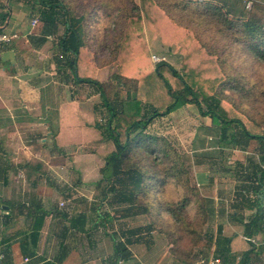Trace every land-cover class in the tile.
Wrapping results in <instances>:
<instances>
[{"label":"rangeland","instance_id":"1","mask_svg":"<svg viewBox=\"0 0 264 264\" xmlns=\"http://www.w3.org/2000/svg\"><path fill=\"white\" fill-rule=\"evenodd\" d=\"M60 1L63 2L69 19L80 17L84 19L83 31L87 48L97 54L102 63L107 62L103 65L107 70L102 71L100 77L104 79L110 75V79L108 78L106 83L113 84H110L111 88L109 89L111 95L115 98L114 94L119 93L120 99H124L128 86L121 88V85L114 79L118 70L115 58L120 52L119 45L125 34L136 33L135 29L138 26L144 30L145 36L143 33L141 35V32L139 35L142 37L138 36L142 38V44L148 38V33L156 32L153 24L144 15L142 22H134L139 14L142 15L139 7L140 0ZM10 2L11 0H3L5 14L11 9ZM153 2V5L150 6L152 17L157 20L163 12L167 16L161 15V18L166 19L167 17L175 27H170L167 19L163 23L164 25L159 26L160 29L163 26L165 28L163 31L161 29L160 33L164 35L162 41L166 45L170 46L172 42L179 45L183 41V45L187 46L186 49L191 50L193 45L196 47V42L194 38L187 37L189 34L196 37L197 40L205 42L207 50L211 46L221 50L224 44L229 41L223 38L222 30L225 26L222 22L219 19L215 20L211 15H209L211 17L203 15L204 11L213 14V5H202L195 3L196 1L193 3L187 0H153ZM14 4L19 9L18 11L37 18L42 24L43 6L40 0H12V12H14ZM251 11L256 12V7H253ZM257 13L260 14L262 11ZM180 28L184 32L179 31ZM64 29V24L60 23L59 37ZM157 37H155L156 40H160ZM175 43L172 44V47H176ZM172 47L170 50L174 51L175 48ZM237 47V45L229 46V49L233 50L229 54H234L230 58V64H235L236 71L242 72L241 74L249 79H244L242 82L245 84H242L243 92H228L229 100H226L225 103L229 107L232 106V103L237 105L236 109L242 114L248 116L254 114L255 118L264 126V95L260 94L261 91H264V62L256 59L248 51L247 46H241L239 50ZM182 49L185 50L184 46ZM151 53L153 52L148 47V53L143 56L142 60L143 72L148 70V64L151 63V66L157 64L152 60ZM167 60L172 61L168 57L165 61L167 62ZM174 65L180 67L176 61H174ZM125 83L131 84L128 81ZM99 102H102L100 97L97 103ZM151 112L152 110L148 113ZM98 116L101 115L98 114ZM237 130H239L238 127ZM147 133L157 137L159 141L153 144V147H156V152L153 154L145 156L141 150L135 154L134 160H137L141 167L140 172L144 173L145 177L144 187L136 193V198L133 196L119 197L116 192L111 190L107 181H101L100 170L105 165L106 158L114 151V146L101 151V158L95 160L96 164H91V158H93L91 154L95 153L94 145L81 146L76 152L81 155L77 168L70 165L64 166L66 162L71 161L68 157L70 155L66 157L57 154L56 151H49L47 159L50 158L55 163L52 167L46 165L43 170H40V172H44V180L49 177L48 183L45 180L42 182V186L54 188L56 204L60 211L68 213L71 211L74 216L82 212L93 217L96 213L109 215L113 219V229L109 227L110 225L104 224L102 219H99L98 223L93 226V230H95V236H99L100 240H103L101 238L105 234L111 246H114L113 235L116 238L125 237V235L121 236V233L141 227L143 228L140 233L143 237L140 242L141 250H145L150 245V248H156L157 259L170 253L172 259L184 264L198 262L202 251H205L206 248L210 251L209 243L217 237L218 224L225 220L219 213L220 209L226 207L230 212H233L232 204L240 201L236 178L240 167L245 162L246 151L255 148L257 143L251 141L244 151L222 142L219 139L221 134L219 127L212 124L209 117L201 116L198 107L193 104L182 107L167 117L156 119L148 127ZM55 137L50 138L47 144L57 146L60 150L62 147ZM133 162L130 161V165L134 166ZM219 188H223L225 192L230 191L227 193L229 197L222 199L218 196ZM251 199H255V196L253 195ZM246 202L245 199L240 203L243 205ZM138 207H140L139 211H130ZM244 217L246 216L244 215ZM66 223L69 225V222ZM90 236V233L82 235L83 243L86 244L82 249L83 252H87L84 256L85 259L89 258ZM133 239H136V236ZM71 240L70 237L69 241L71 242ZM65 243L69 246L68 251H70V243L67 240ZM134 243L131 245H135ZM60 249L61 246L58 254ZM2 256L5 257L4 254L0 255V257Z\"/></svg>","mask_w":264,"mask_h":264},{"label":"crops","instance_id":"2","mask_svg":"<svg viewBox=\"0 0 264 264\" xmlns=\"http://www.w3.org/2000/svg\"><path fill=\"white\" fill-rule=\"evenodd\" d=\"M187 1L222 5L234 15H239L247 2ZM255 2L264 4V0ZM10 5L11 9L6 11V21L0 22V25L6 24L9 33L17 35L11 43L0 47V248L7 251L2 264H113V245L107 241L105 234L101 238L103 240L95 236V230L89 232L88 259L84 257L87 252L82 251L86 245L82 235L74 234L73 230L71 242L70 238L67 240L71 250L63 262L57 261L62 241L60 234L67 223L57 207L54 188L42 186L43 181L48 183L49 177L46 176L44 180V172L40 170L46 165L52 167L55 163L47 159L48 153L56 151L61 156L70 155L71 161L64 166L77 168L81 155L76 152L81 146L94 145L91 164H96L95 160L101 158V151L114 144L102 139L101 131L97 128L102 118L101 103H97L99 94L90 85L76 82L59 65V59L62 58L57 46L60 32L48 36L44 42L39 20L18 11L15 4L12 12V0ZM0 12L5 13V9ZM34 20H38L35 26ZM167 20L168 25L174 27L173 22ZM153 28L156 32L148 33L144 41L153 52L151 55L168 57L172 61L167 62L179 69L183 62L182 46L175 42L166 45L162 41L164 35L160 33L161 29H165L164 26L160 29L158 25H153ZM140 32L145 36L144 30L137 31L138 36H141ZM155 37L160 40L157 41ZM174 43L176 47H172ZM171 47L175 48L174 51L170 50ZM197 55L199 59L203 58L202 54ZM83 59L85 75L103 83L110 79V75L104 79L100 77L101 72L107 70L106 66H98L92 57L85 56ZM174 61L180 67L175 66ZM52 137L62 147L60 150L57 146L47 144ZM257 147L256 144L246 153H253ZM229 192L219 188L217 195L224 199L229 197ZM41 212L47 214L44 227L34 237L32 216ZM233 212L226 207L220 209L219 213L225 219L218 224L221 233L218 229L214 241L208 242L210 251L206 248L200 260L190 264H211V258L217 257L227 264H264V230L247 236L244 223L249 222L252 211H244V222L236 213V216H232ZM69 213L73 215V212ZM139 235L136 236L135 245H129L130 251L125 260H120L118 264H184L172 259L170 253L157 259L156 248H150V245L141 250L142 239H138Z\"/></svg>","mask_w":264,"mask_h":264},{"label":"trees","instance_id":"3","mask_svg":"<svg viewBox=\"0 0 264 264\" xmlns=\"http://www.w3.org/2000/svg\"><path fill=\"white\" fill-rule=\"evenodd\" d=\"M40 2L43 6L41 11L43 41L45 42L48 36L59 31L60 23L64 24V32L57 43L62 54L59 65L70 73L76 82L87 83L93 87L94 92L99 94L102 101L100 104L102 118L97 123V128L101 131L102 139L111 141L115 149L106 158V163L100 170L101 181H107L111 190L119 197L133 196L136 198V193L144 187L145 177L144 173L140 172L141 167L137 160H134L135 154L140 150L145 156L153 154L156 152L153 144L159 141L157 137L147 133L148 127L156 119L167 117L182 107L193 104L198 107L201 116L209 117L212 124L219 127L221 131L219 139L222 142L244 151L251 141L257 142L258 147L253 153L246 155L245 162L240 167L236 178L241 198L233 204L236 210L232 216L237 214V217L242 218L244 222V211H252L251 219L248 223H244L246 235L253 236L263 231L264 126L254 114L250 116L242 114L236 109L237 105L232 103L229 107L225 102L229 100L228 92H243L245 84L242 82L244 79H249L244 77L242 72L236 71L235 64H230V58L234 54H231L233 50H230L229 46L237 45L238 50L241 46H247L248 51L256 59L264 62V4L255 2L253 7H256V12L245 7L239 15H234L231 10H226L222 5L209 4V6L213 5V14L204 11L203 15L212 16L215 20L219 19L225 26L222 30L225 36L223 38L229 41L221 50L215 46L208 47L207 50L205 42L197 40L193 35H187L188 38L195 39L196 47L193 45L192 49L188 50L187 46L183 45V41L181 42L180 45L184 46L185 50L182 49L184 56L180 69L162 61L155 66L148 64V70L143 72L142 60L143 56L148 53V48L145 43L142 44V38L137 35L138 29L141 31L142 29L138 26L135 29L136 33L125 34L119 45V55L115 58L118 70L114 79L121 85V88L128 86L126 97L120 99L119 93L114 94L115 98L111 95L109 89L112 83L107 84L108 82L103 83L91 78L85 75L82 69L85 56L92 57L98 66L107 64V62L102 63L97 54L87 48L83 31L84 19L82 17L69 19L68 12L60 0H40ZM153 3V0H140L139 7L142 15L139 14L134 22H142L144 15L151 24L158 25V27L162 25L168 18L162 19L161 15H167L161 12L160 18L155 20L150 9ZM2 10H4V4L3 0H0V11ZM259 11L262 13L258 14ZM7 17V13L0 12V22L4 23ZM2 46L4 45H0ZM198 53L202 54L203 58L199 59ZM260 80L263 81V79ZM126 81L131 84H126ZM260 94L264 95V91ZM150 110L152 112L148 113ZM130 161H134V166L130 165ZM251 195H254L255 199L252 200ZM245 199L247 202L242 205L240 202ZM139 208L130 211L136 212ZM60 213L69 225H65L60 234L62 241L57 258L59 263L63 262L68 255L69 246L65 242L72 237L73 230H75L74 234L80 233L84 236L93 230V226L98 223L99 219L113 229V219L109 215L96 213L93 217L85 212L76 216L64 211ZM46 215L45 212H41V214L32 216L34 237L44 227ZM142 231L143 228L137 227L123 233L125 237L112 236L114 238L113 264L125 260L130 251L129 244L136 242L137 238H133ZM221 231L219 228L218 232L221 233ZM138 239H143L141 234ZM225 240L228 239L225 238ZM1 254L6 257L7 251L1 249Z\"/></svg>","mask_w":264,"mask_h":264},{"label":"built area","instance_id":"4","mask_svg":"<svg viewBox=\"0 0 264 264\" xmlns=\"http://www.w3.org/2000/svg\"><path fill=\"white\" fill-rule=\"evenodd\" d=\"M254 3H255V0H247V2H246V8L248 10L252 9V7L254 6ZM37 23H38V20H34L33 21V26H35ZM5 26H6V24L0 25V45L9 44V43H11L14 40L15 37H17V35H13V34L9 33L6 30V27ZM152 60L155 63H160L162 61H165L166 58L165 57L158 56L156 54H153L152 55ZM247 239L250 240L249 238H247ZM3 258H4L3 256L0 257V264H1ZM203 262H205V260H203ZM210 263L211 264H227V263H223V261H222L221 258H211Z\"/></svg>","mask_w":264,"mask_h":264}]
</instances>
